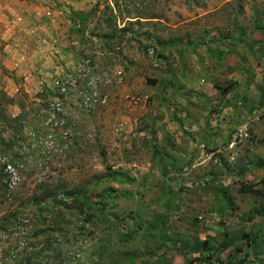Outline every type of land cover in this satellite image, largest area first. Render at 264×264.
<instances>
[{
  "label": "rangeland",
  "instance_id": "374dc122",
  "mask_svg": "<svg viewBox=\"0 0 264 264\" xmlns=\"http://www.w3.org/2000/svg\"><path fill=\"white\" fill-rule=\"evenodd\" d=\"M262 44L264 0H0V264H264Z\"/></svg>",
  "mask_w": 264,
  "mask_h": 264
},
{
  "label": "crops",
  "instance_id": "0c3cea01",
  "mask_svg": "<svg viewBox=\"0 0 264 264\" xmlns=\"http://www.w3.org/2000/svg\"><path fill=\"white\" fill-rule=\"evenodd\" d=\"M262 46V50L259 51L253 48V46H245L241 47L240 50H236L237 55L246 62L245 68L248 70L247 74L253 76L251 78L241 76V82L247 84V87L241 89L243 90L242 100L244 96L247 97L249 105L256 104L257 101H260L259 99H261V92H263L262 94L264 95V81L260 80L264 76V62L261 60L259 64L256 59V56H260L264 60V44H262ZM225 113H227L226 110H224V114ZM234 113L236 115L235 110ZM262 173L261 175H264V172ZM250 221L252 222V220Z\"/></svg>",
  "mask_w": 264,
  "mask_h": 264
},
{
  "label": "trees",
  "instance_id": "16d2710c",
  "mask_svg": "<svg viewBox=\"0 0 264 264\" xmlns=\"http://www.w3.org/2000/svg\"><path fill=\"white\" fill-rule=\"evenodd\" d=\"M3 103L6 104H13L14 100L8 98L5 93L0 92V104L2 106ZM22 109V104H20L19 106ZM22 116L16 117V118H11L9 117V115L6 113V111L4 109L0 110V123L7 126L14 134L16 133H22L23 131V125L21 123V119ZM242 194H250V195H255L257 197H262L264 199V193L258 189H256L254 186H248L246 188H242L241 190ZM63 196V198H71L73 197V194H71V192L67 191L66 189H64L62 191V188L60 187H49L45 190L43 196L38 197L37 199H35L37 201V203H39V206H42L43 203H49V202H54L55 203V199L57 198V195H61ZM226 202L231 203L232 202V198L227 197L225 198ZM253 216L250 218L251 220H253L254 218L257 217H264V211H255L252 213ZM251 214V215H252ZM241 264H245V262H242Z\"/></svg>",
  "mask_w": 264,
  "mask_h": 264
},
{
  "label": "built area",
  "instance_id": "2783aa9c",
  "mask_svg": "<svg viewBox=\"0 0 264 264\" xmlns=\"http://www.w3.org/2000/svg\"><path fill=\"white\" fill-rule=\"evenodd\" d=\"M65 91H66V88H65L64 83L62 82L61 87H60V89H59V96H60L62 93H64ZM48 108H49V111H54V110H55V112L60 111V110H61V104L59 103V97H58L57 100L55 101V104H53L52 106H49ZM56 124H57V123H56ZM56 124H55V125H56ZM57 125H58V124H57Z\"/></svg>",
  "mask_w": 264,
  "mask_h": 264
}]
</instances>
